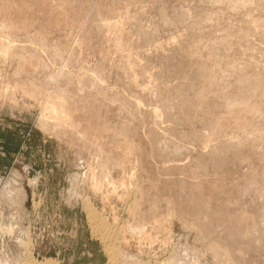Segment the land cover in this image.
Returning a JSON list of instances; mask_svg holds the SVG:
<instances>
[{"label":"rangeland","instance_id":"rangeland-1","mask_svg":"<svg viewBox=\"0 0 264 264\" xmlns=\"http://www.w3.org/2000/svg\"><path fill=\"white\" fill-rule=\"evenodd\" d=\"M254 1V9L229 1L219 11L206 0H5L0 42L12 52L0 53L1 263L29 255L40 264H111L90 233L85 200L109 224L115 217V226L146 230L143 239L123 228L124 242L114 244L127 263L117 264H165L166 256L264 264V0ZM178 14L186 22L163 24ZM258 77L263 88L246 86ZM153 125L172 126L183 153H158ZM210 133L214 153L202 145ZM93 172L103 183L96 192ZM133 200L144 218L131 214ZM27 231L29 252L19 243Z\"/></svg>","mask_w":264,"mask_h":264},{"label":"bare ground","instance_id":"bare-ground-1","mask_svg":"<svg viewBox=\"0 0 264 264\" xmlns=\"http://www.w3.org/2000/svg\"><path fill=\"white\" fill-rule=\"evenodd\" d=\"M6 1H8V0H6ZM206 1H208L210 4H213V5H218L220 8V10L219 11H221V6H222V4L223 3H225V2H228V4H229V1H230V3H234V4H239L238 6H240V7H242V8H245V7H247V8H249V9H254V8H256L257 6H259V3L258 2H256V1H254V2H252V0H206ZM0 2H2L3 4H0V15L1 16H3V17H6L7 15H8V13L10 12V10H9V12H7L8 10H7V7L8 6H6L7 4H5L4 2H5V0H0ZM5 4V5H4ZM10 5V4H9ZM230 5V4H229ZM15 6H17V4L15 5ZM21 6V8H22V5H20ZM20 6H17V7H20ZM226 6V5H225ZM11 7V6H10ZM215 7V6H214ZM232 7L233 6H231V7H229V8H231L232 9ZM236 8H237V6H235ZM15 8V7H14ZM20 8V9H21ZM8 9H13V6L11 7V8H8ZM15 9H19V8H15ZM240 9V8H239ZM228 10V9H227ZM111 11H113V10H111ZM234 11H235V9H234ZM108 12V11H107ZM231 12V11H230ZM110 13H112V12H110ZM110 15V14H109ZM217 15H219V14H217ZM222 15V14H221ZM227 15V14H226ZM0 16V17H1ZM228 16V15H227ZM186 17V16H185ZM162 19H164V18H162ZM185 18H184V14H178L173 20H171V21H167V19H164L163 20V24H168V22H173V24L174 23H180V24H182V22H186V19L184 20ZM115 21H111V23L113 24ZM1 23V22H0ZM3 23V22H2ZM1 23V24H2ZM108 23V22H107ZM11 24V23H10ZM116 24V23H115ZM107 25V24H106ZM105 25V26H106ZM169 25V24H168ZM0 26H2L3 27V30H5V29H8L9 30V28L8 27H6L5 26V24H3V25H0ZM5 26V27H4ZM1 27V28H2ZM5 28V29H4ZM13 28H15V27H13ZM6 35V34H5ZM3 36V35H2ZM2 38H4V37H2ZM6 39V38H5ZM4 39V40H5ZM8 39V38H7ZM4 40H2V41H4ZM10 41V40H9ZM6 43V42H5ZM5 43H2V42H0V53H2V54H8L7 52H10V51H8V49H9V46H8V48H7V46L5 45ZM246 43V42H245ZM9 44V43H8ZM10 44H12V43H10ZM214 44V43H213ZM247 45H248V43H246ZM241 45H243V43H241ZM246 45V46H247ZM14 46V45H13ZM245 46V47H246ZM263 46V45H262ZM15 47V46H14ZM244 47V46H243ZM247 49H249L250 50V48H249V45H248V47H246ZM12 49V48H11ZM10 49V50H11ZM212 49H216V50H218V46H215V45H212V48H210V54H211V51H212ZM243 49V48H242ZM244 50V49H243ZM245 51V50H244ZM248 51V50H247ZM12 52V51H11ZM11 52L9 53V54H11ZM128 53V52H127ZM130 53V55H131V52H129ZM133 53V52H132ZM246 53V52H245ZM13 54H16L15 52H13ZM134 54V53H133ZM212 54H214L213 56H217V54H215V53H212ZM211 54V55H212ZM248 54V53H247ZM250 55V54H249ZM8 56V55H7ZM11 56V55H10ZM132 56V55H131ZM9 57V56H8ZM17 57V56H16ZM15 58V57H14ZM5 59V58H4ZM10 59H12V58H10ZM3 60V59H2ZM248 60V59H247ZM250 62H252V60L250 61ZM247 63V62H246ZM253 63V62H252ZM248 64H251V63H248ZM255 64V63H254ZM256 65V64H255ZM248 66V65H247ZM253 66V65H252ZM254 67V66H253ZM231 70V69H230ZM205 72V71H204ZM207 72V71H206ZM205 72V73H206ZM208 73H206L205 75H207ZM208 76V75H207ZM210 76V75H209ZM213 82V80H212V78H207V80H206V87H207V89H208V84H209V86H211V83ZM246 86H249V87H252V88H260V87H262L263 85H262V83H261V81H260V78L258 77L257 79H256V82H254L253 84H247ZM263 88V87H262ZM264 89V88H263ZM142 90H144L145 91V89H142ZM28 94H30V93H28ZM27 94V95H28ZM23 95V94H22ZM41 95V94H40ZM39 95V92H37V95H35V96H37V97H39L40 96ZM30 96H32L31 94H30ZM41 96H43V95H41ZM27 97V96H26ZM29 97V96H28ZM27 97V98H28ZM32 97H34V96H32ZM1 98V97H0ZM40 98V97H39ZM181 98V97H180ZM30 99H32L31 97H30ZM1 100V99H0ZM66 101V100H65ZM69 101V100H68ZM68 103V102H67ZM138 103V102H137ZM58 104V103H57ZM66 104V103H65ZM64 104V105H65ZM63 104L61 105V107H63V108H61L62 110H61V116H62V118H61V120L62 119H64V121H67V120H69L70 119V117H71V115H70V113L68 112V110L67 109H65V108H68V107H66V106H64ZM67 105V104H66ZM69 105V104H68ZM74 105V104H73ZM72 105V106H73ZM173 105V104H172ZM31 106V105H30ZM75 106V105H74ZM166 106V105H165ZM176 105H173V107H175ZM181 106V109H182V107L184 106V105H180ZM180 106H178V107H176V109L178 110L179 109V111H180ZM162 107V106H161ZM44 109H45V111L47 110L49 113L51 112V113H53L54 114V118H55V113H57V112H59V111H57L56 109H55V107L54 106H52V105H50V104H46L44 107H43ZM70 108H71V106H70ZM69 108V109H70ZM157 108V107H156ZM163 108V107H162ZM44 109L42 110V111H44ZM174 109V108H173ZM184 109V108H183ZM71 110H72V108H71ZM47 111H46V113H47ZM70 111V110H69ZM159 111V110H158ZM157 111V109H155L154 108V110H152V113H153V116L152 117H154L155 118V120H156V116L157 115H159L160 114V112H161V110L158 112ZM167 111H169V107L167 108V106H166V109H165V112H166V114H167V116H168V114H169V112H167ZM174 111V110H173ZM176 111V110H175ZM182 111V110H181ZM246 112L247 113H252V110L251 109H249V108H247L246 109ZM60 113V112H59ZM164 113V112H163ZM173 113V112H172ZM176 113V112H175ZM178 111H177V115H178ZM161 114H162V112H161ZM160 114V115H161ZM180 114V113H179ZM42 115H44V113L42 114ZM164 115V114H163ZM165 116V115H164ZM172 116H173V114H172ZM172 116H171V118H172ZM43 117V116H42ZM41 117V118H42ZM166 117V116H165ZM176 117V116H175ZM168 118V117H167ZM170 118V117H169ZM159 119V118H158ZM173 119H174V116H173ZM163 120H164V118H163ZM166 120V119H165ZM43 121V120H42ZM72 121V120H71ZM157 121V120H156ZM39 122H41V121H39ZM63 122V121H62ZM167 122V121H166ZM168 122H170V120L168 121ZM51 123H52V121H51ZM63 123H65V122H63ZM154 123H156L155 121H154ZM157 123H158V121H157ZM161 123V122H160ZM164 123V122H163ZM41 124H42V127L45 129V127H48L47 125H49L50 124V122H49V124H47V123H45L44 124V122H41ZM47 124V125H46ZM58 124V123H57ZM56 124V125H57ZM71 124V123H70ZM74 124V123H73ZM46 125V126H45ZM75 125V124H74ZM170 125V124H169ZM41 126V125H40ZM63 126V125H62ZM70 126V125H69ZM73 126V125H72ZM72 126H70V127H72ZM165 126H167V125H165ZM57 127V126H56ZM67 127V126H66ZM49 128V127H48ZM50 128H53V126H50ZM49 128V129H50ZM58 128V127H57ZM67 128H69V127H67ZM61 129V128H60ZM73 129V128H72ZM171 129H172V126L170 127H168L167 126V128H162V127H160V126H154L153 125V127L151 126V128L149 129V131L151 132V134L152 135H154V137H155V140H157L156 141V143H155V145H156V147L158 146V153H163V152H165V151H167V150H171V151H168V152H172V151H175V153H181L184 149H185V145L184 146H182V145H180L179 143L177 144L176 142L175 143H173L174 142V140L173 139H171V137H169L168 136V132H171ZM175 130V129H174ZM174 130H173V132H174ZM74 131V130H73ZM180 132V131H179ZM179 132L177 131V133L179 134ZM78 133V132H77ZM90 133V132H89ZM89 133H87V134H89ZM172 133V132H171ZM176 133V132H175ZM67 134V133H66ZM74 134V133H73ZM83 134V133H82ZM93 134V133H92ZM203 134V133H202ZM201 134V135H202ZM208 134V133H207ZM60 135V134H59ZM72 135V134H71ZM77 135V134H76ZM182 136L184 135V134H181ZM62 136V135H61ZM88 136V135H87ZM86 136V137H87ZM90 136V135H89ZM179 137H180V134L178 135ZM202 136H205L204 137V139H203V137H201L202 138V140H203V147L205 146V147H208V148H211V152L212 153H214L215 152V150H216V147H212V143L211 144H209V142H211V141H213L214 140V137H213V134L212 133H210L209 135H202ZM67 137V136H66ZM69 137H70V135H69ZM72 138H73V136H71ZM76 137V136H75ZM74 137V138H75ZM79 137H80V135H79ZM59 138V137H58ZM61 138V137H60ZM82 138V137H81ZM90 138V137H89ZM89 138H86V139H89ZM92 138V137H91ZM95 138V137H94ZM200 138V136L198 135V139ZM200 138V139H201ZM262 138L264 139V134L262 135ZM78 139V138H77ZM93 139V138H92ZM200 139L198 140V143H199V141H200ZM66 140V139H65ZM64 140V141H65ZM68 140V139H67ZM94 140V139H93ZM226 140H228V141H232L233 140V138H229V139H226ZM63 141V142H64ZM80 141V140H79ZM78 141V142H79ZM85 141H87V140H84V142ZM158 141H159V143H158ZM69 143H72L71 141H68ZM67 142V143H68ZM83 142V143H84ZM87 142H89V141H87ZM201 142V141H200ZM65 143V142H64ZM80 143V142H79ZM92 143V142H91ZM100 144V143H99ZM72 145V144H71ZM94 145H96L95 144V141H94ZM98 145V144H97ZM70 146V145H69ZM87 146V145H86ZM82 147V146H81ZM96 147V146H95ZM202 147V146H201ZM71 148V147H70ZM88 148V147H87ZM85 149V148H84ZM99 149V148H98ZM101 149V148H100ZM156 149V148H155ZM183 149V150H182ZM81 150H83V149H81ZM80 150V151H81ZM94 150V149H93ZM182 150V151H181ZM208 150V149H207ZM89 151V150H88ZM92 151V150H91ZM95 151V150H94ZM93 151V152H94ZM181 151V152H180ZM96 152V151H95ZM203 152H205V151H203ZM82 153V152H81ZM87 153V152H86ZM183 153V152H182ZM206 153V152H205ZM95 155V154H94ZM171 155V154H170ZM92 156H93V153H92ZM96 156V155H95ZM94 156V157H95ZM186 156V155H185ZM82 157V156H81ZM91 159V158H90ZM95 159V158H94ZM108 159V156L106 157V160ZM97 160V159H96ZM86 161V160H85ZM85 161H84V163H85ZM177 161V160H176ZM95 162V161H94ZM107 162H108V160H107ZM106 162V163H107ZM182 162V161H181ZM173 163V162H172ZM175 163V162H174ZM185 163V162H184ZM89 164V163H88ZM93 164V163H92ZM98 164V163H97ZM101 164V163H100ZM115 164V161L112 163V165H114ZM182 164V163H181ZM81 165V164H80ZM86 165V164H85ZM109 165V164H108ZM98 166V165H97ZM179 166L180 165H178V168H179ZM91 167V166H90ZM90 167H89V169H90ZM100 167H103V166H101L100 165ZM99 167V168H100ZM104 168V167H103ZM92 169V168H91ZM98 169V168H97ZM180 169V168H179ZM94 170H95V168H94ZM100 170V169H99ZM104 170V169H103ZM88 172V171H87ZM90 172H91V170H90ZM102 171L100 170V173H101ZM83 173V172H82ZM81 173V174H82ZM92 173V172H91ZM108 172L106 171V174H107ZM77 174V173H76ZM84 174H85V172H84ZM96 174V173H95ZM94 174V172H93V174H91L90 176H91V178L89 177V179L91 180V188H93V190L96 192V190L98 191V190H100V187H102L101 186V183H102V180H100L99 178L100 177H98L100 174L98 173V174H96L95 175ZM78 175H79V173H78ZM86 175V174H85ZM98 175V176H97ZM104 175V174H103ZM102 175V176H103ZM73 176L75 177V176H77V175H74L73 174ZM88 176V175H87ZM101 176V175H100ZM105 176V175H104ZM85 177V176H84ZM72 180H74L73 178H71ZM75 179L77 180V177H75ZM85 179H87V177L85 178ZM103 179V178H102ZM105 179V178H104ZM76 180H75V183H74V181H69V184H72L73 186H72V189H73V187H75L76 185H77V183H76ZM83 180V179H82ZM106 180V179H105ZM109 180V179H108ZM10 182V181H9ZM12 182V181H11ZM71 182V183H70ZM90 182V181H89ZM110 182H111V180H110ZM33 183V182H32ZM107 183V182H106ZM113 182H111V184H112ZM13 185H15L14 183H12ZM103 184V183H102ZM110 183H108V185H109ZM110 184V185H111ZM114 184V183H113ZM113 184L111 185V186H113ZM122 183H120V185H121ZM6 185V184H5ZM34 185V184H33ZM109 185V186H110ZM12 186V185H11ZM70 188V187H69ZM112 188V187H111ZM115 188V187H114ZM112 190H114V189H112ZM19 191H20V188H19ZM18 191V192H19ZM74 191V190H73ZM75 191H76V188H75ZM116 191V190H115ZM13 192H14V189H13ZM11 190H10V188L8 187L7 188V190H6V197H12L13 196V193ZM73 193V192H72ZM71 192H70V194H72ZM77 193H79V191H77ZM83 193V192H82ZM67 194H69V193H67ZM76 194V192H74V195ZM111 194H112V192H111ZM115 194V193H114ZM73 195V194H72ZM68 196V195H67ZM71 196V195H70ZM76 196H78V195H76ZM83 197V196H82ZM126 197H128V196H126ZM80 199V198H79ZM132 199V198H131ZM72 200H74V199H72ZM12 201H15V200H10V202H12ZM69 201V200H68ZM126 201V200H125ZM125 201H124V203H125ZM15 203V202H14ZM82 203V202H81ZM17 204V203H16ZM70 204V203H69ZM39 204H37V206H38ZM126 205V204H125ZM124 206V205H123ZM137 206H138V204H137V202L135 201V200H133L132 201V205H131V210L133 209V212H131V214H133V213H135L136 211H137ZM95 206H93V204H92V202H89V201H85V200H83V203H82V205H81V208L82 209H84L83 210V212H85V215H86V220H88L87 222H88V224H90V226H89V229H92V231H90V233H93V235H94V237L96 236L97 238H99L100 240H101V242L103 241V244H104V246L102 247V248H104V252H106L105 254H107V257L109 258V260H110V262H111V264H117V261L119 262L120 261V259H123V261L126 259L125 257L126 256H124L123 255V253H121V251H122V249H121V251H119L120 249L118 248V249H116V246H115V244H114V242L116 241H123L126 237H123L124 236V230H123V228L124 227H127L128 229L127 230H129L130 229V231L131 230H133L132 232L134 233V231L136 232L135 233V235L137 236L136 238H146V236L145 235H143L144 233H146V230H144V227L142 226L140 229H142L141 231L142 232H139L138 231V229H139V227L141 226L140 224H139V226H138V224H136V223H133V222H131V223H129V225H126L125 223H121V226L123 227V228H121V227H119V226H115L117 223H115L118 219H116L115 217H114V219H113V222H114V224H109V223H107L103 218H101L100 217V214H99V212L97 211V209H95L94 208ZM140 212V211H139ZM139 212L137 211V213H138V216H143V215H145V214H141V215H139ZM104 215V214H103ZM137 215V214H136ZM148 215V213H146V216ZM168 216V215H167ZM169 217V216H168ZM131 219H133L132 217H130ZM139 218V217H138ZM143 218H144V216H143ZM142 218V219H143ZM160 218V217H159ZM131 219H129V220H131ZM145 219H146V217H145ZM151 219H152V217H151ZM109 220V219H108ZM160 220H161V218H160ZM141 222H142V220H141ZM151 222L153 223V226H155V227H157V226H159V228L160 227H163L162 225V221L161 222H159L157 219H153V220H151ZM119 223V224H120ZM143 224H145V222H143ZM162 224V225H161ZM246 224V223H245ZM146 225V224H145ZM152 225V224H151ZM152 226V227H153ZM151 227V228H152ZM149 228V227H148ZM154 229V228H153ZM240 229V228H239ZM28 230V229H27ZM126 231V230H125ZM129 231V232H130ZM145 231V232H144ZM128 232V233H129ZM131 232V233H132ZM26 233V232H25ZM133 233L131 234V236L133 235ZM161 233V232H160ZM130 234V233H129ZM147 234V233H146ZM167 234V233H166ZM92 235V236H93ZM116 236V238L115 239H113V236ZM168 235H170V234H168ZM252 235V234H251ZM114 236V237H115ZM30 238V235H29V231H27V234H24V238H21V239H19V243L22 245V248H23V250L25 251V252H29V251H31V248H33V246L31 245L32 244V242H31V240L29 241L28 239H25V238ZM96 238V239H97ZM98 239V240H99ZM18 240V239H17ZM130 241V240H129ZM128 241V242H129ZM133 241V240H132ZM124 242V241H123ZM127 242V241H126ZM138 243V242H137ZM101 244V243H100ZM117 244V243H116ZM131 244V243H130ZM123 246V245H122ZM174 247V246H173ZM122 248V247H121ZM127 248V247H126ZM123 249H124V246H123ZM174 249V248H173ZM176 249H178V248H176ZM22 250V251H23ZM171 251H172V249H171ZM171 251H169V253L171 252ZM173 252V251H172ZM176 252V251H175ZM168 253V254H169ZM174 253V252H173ZM172 253V254H173ZM28 254V253H27ZM167 254V255H168ZM176 254V253H175ZM180 254H183V255H185L186 254V252H185V254L183 253V252H181ZM129 255H131V254H129ZM169 256V255H168ZM177 256H180L179 255V253H178V255ZM186 257H187V255H185ZM31 257V256H30ZM29 257V255H26V260H24L26 263H23V264H40V263H38L36 260H33V259H31ZM128 257H130V256H128ZM181 257V256H180ZM186 257H184V258H186ZM192 257V256H191ZM108 258H107V260H108ZM165 258H167V261H166V263L165 264H176L177 262L179 263L180 261H182V262H184V260H180V258H178V257H175V256H170L169 258L166 256ZM179 260H178V259ZM182 258V257H181ZM8 259V258H7ZM24 259H25V257H24ZM139 259V258H138ZM189 259V258H188ZM131 261H132V258H131ZM135 261V260H134ZM45 262H48V264H54L53 262H51L50 260H48V259H45ZM124 262H126V260L124 261ZM109 263V262H108ZM122 263V262H121ZM127 263V262H126ZM125 263V264H126ZM177 263V264H178ZM181 263V262H180ZM185 263V262H184ZM192 263L194 264V263H196V260L195 259H193V261H192ZM0 264H8V263H6V262H0ZM15 264H20L19 262L18 263H15ZM22 264V263H21ZM130 264V263H129ZM136 264V263H135ZM140 264V263H139ZM146 264V263H145ZM152 264V263H151ZM154 264H155V262H154ZM157 264V263H156ZM187 264V263H186Z\"/></svg>","mask_w":264,"mask_h":264}]
</instances>
